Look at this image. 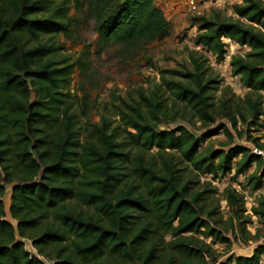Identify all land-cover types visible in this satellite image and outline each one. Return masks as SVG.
I'll list each match as a JSON object with an SVG mask.
<instances>
[{
    "label": "trees",
    "instance_id": "1",
    "mask_svg": "<svg viewBox=\"0 0 264 264\" xmlns=\"http://www.w3.org/2000/svg\"><path fill=\"white\" fill-rule=\"evenodd\" d=\"M239 1L237 18L201 21L195 42L203 49L186 65L160 69L161 82L89 130L86 97L70 90L77 63L56 37L83 10L104 48L163 40L172 26L163 9L156 0H0V264H42L30 246L55 264H260L264 195L251 208L263 224L252 233L243 193L224 188L225 220L218 187L201 182L233 170L236 181L256 163L250 187L264 185V156L254 152L264 141L252 133L264 127V0ZM225 39L249 48L230 60L243 97L228 95L209 64L206 52L225 60ZM85 60L77 61L83 70ZM220 118L228 123L200 136L160 126ZM231 129L252 144L235 143ZM221 131L231 139L226 149L203 146ZM226 232L257 244L218 263L212 243L230 245Z\"/></svg>",
    "mask_w": 264,
    "mask_h": 264
},
{
    "label": "rangeland",
    "instance_id": "2",
    "mask_svg": "<svg viewBox=\"0 0 264 264\" xmlns=\"http://www.w3.org/2000/svg\"><path fill=\"white\" fill-rule=\"evenodd\" d=\"M239 2V0H197V9L192 10L184 3L161 1L159 6L164 10L166 18L172 25L170 35L163 40L139 43L131 47L111 44L104 48L96 29V20L88 12L74 11L73 29L66 35L57 36L56 39L62 46L63 55L69 57L71 62L77 63L70 90L79 97H86L88 120L82 116L81 121L84 125L90 127L89 130H91V124L99 123L103 115L113 116L117 111V105H122L123 101H130L133 97H137L139 91L143 89L153 88L161 82L160 69H180L186 65L191 51L203 49L195 42L196 35L200 32L201 21L204 18H216L217 16L220 19L237 18L238 15L233 5ZM242 19L245 20L244 17ZM225 41L228 43L225 60L218 61L216 55L206 52L209 64L214 75L223 78L221 88L224 89L226 86L231 88L228 95L235 93L239 97H243L246 89L242 87L239 77L232 74L230 60L234 54H243L249 48L228 39ZM81 57L86 59V70H83L80 63L77 62ZM218 93L220 94L221 90ZM220 123L228 122L225 118H220L214 125L202 126L200 122L189 124L178 119L160 126L170 129L178 125H186L192 132L200 136ZM238 127L242 129L243 125L239 123ZM259 129L258 131L252 130V133L254 136H261V141H264V127L259 126ZM231 131L235 143L252 144L246 137H240L234 129ZM229 142H231L230 137L221 131L207 137L203 146L226 149ZM255 169L256 163L245 174L240 175L236 181L232 180L234 170L221 178H212L211 175L202 176L201 182L210 180L218 187L219 192L215 195V204L219 206L225 220L232 214L227 201L222 197L224 188L229 184H233L243 193L248 209L247 213L253 214L252 206L257 203L260 196L264 195V185L259 189L250 187L247 176ZM9 198L8 193L5 197L7 204ZM259 226H263V224L260 223L257 216L252 215V223L248 224V229L255 233ZM226 235L231 239L230 245L219 242L212 243L219 255L218 263L225 261L230 255H248L257 244L255 241L235 238L230 232H226ZM208 241L211 242V238H208ZM260 264H264V257H261Z\"/></svg>",
    "mask_w": 264,
    "mask_h": 264
},
{
    "label": "built area",
    "instance_id": "3",
    "mask_svg": "<svg viewBox=\"0 0 264 264\" xmlns=\"http://www.w3.org/2000/svg\"><path fill=\"white\" fill-rule=\"evenodd\" d=\"M156 1L159 4V3H161V1H165V0H156ZM166 1L177 2L178 4L184 3L185 5H187L192 10H196L197 7H198L197 6V0H166ZM254 152H256V153L261 154V155L264 156V151L263 150H259L256 147H254ZM29 249H30V251H32L33 253L36 254V256L42 261V264H55V259L48 258V257H45L44 255H41V254L37 253V251L35 250V248L32 247V246H30Z\"/></svg>",
    "mask_w": 264,
    "mask_h": 264
}]
</instances>
